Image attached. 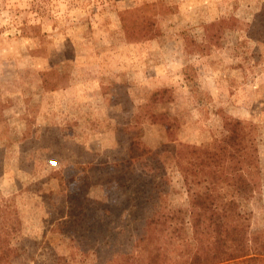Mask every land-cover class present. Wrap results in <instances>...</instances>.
<instances>
[{"label": "rangeland", "instance_id": "1", "mask_svg": "<svg viewBox=\"0 0 264 264\" xmlns=\"http://www.w3.org/2000/svg\"><path fill=\"white\" fill-rule=\"evenodd\" d=\"M0 205V264H185L212 212L201 264H264V0H0Z\"/></svg>", "mask_w": 264, "mask_h": 264}, {"label": "trees", "instance_id": "2", "mask_svg": "<svg viewBox=\"0 0 264 264\" xmlns=\"http://www.w3.org/2000/svg\"><path fill=\"white\" fill-rule=\"evenodd\" d=\"M124 28H127V25L124 23ZM201 203L205 206L207 201L201 200ZM0 236L1 234H8L9 231H6L5 229L8 226L9 223V216L7 215L6 210L3 206L0 205ZM151 223V222H150ZM230 224V225H229ZM192 227H193V238L195 241H197V246L195 247L194 244H190L186 246L184 252L188 254L187 257L190 256L189 261L186 259L185 264H201V250L202 247L200 245L203 241H207L210 239L212 242L217 243L226 239L230 238V241L233 240L235 245H240L242 243L243 236V230L240 228L239 223L236 225H233V222L231 220L229 221L226 214H220L219 216H214V213H210L209 215H201V214H195L192 218ZM207 236V237H206ZM206 237V238H204ZM232 238V239H231ZM224 245H226L224 243ZM213 250L217 251L218 253H223V248L221 246H214L212 247ZM182 250V251H183ZM225 254V253H224ZM4 255H7L4 253ZM232 257H234V254H231ZM231 258V257H230Z\"/></svg>", "mask_w": 264, "mask_h": 264}]
</instances>
